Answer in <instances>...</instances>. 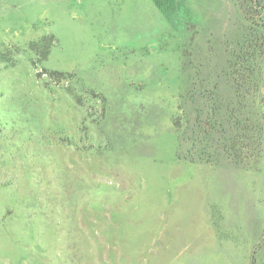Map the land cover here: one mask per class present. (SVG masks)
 I'll return each mask as SVG.
<instances>
[{
  "label": "rangeland",
  "instance_id": "rangeland-1",
  "mask_svg": "<svg viewBox=\"0 0 264 264\" xmlns=\"http://www.w3.org/2000/svg\"><path fill=\"white\" fill-rule=\"evenodd\" d=\"M252 254L264 0H0V264Z\"/></svg>",
  "mask_w": 264,
  "mask_h": 264
},
{
  "label": "trees",
  "instance_id": "trees-1",
  "mask_svg": "<svg viewBox=\"0 0 264 264\" xmlns=\"http://www.w3.org/2000/svg\"><path fill=\"white\" fill-rule=\"evenodd\" d=\"M257 37V36H256ZM253 41H254V38L253 39H251V38H249V42H248V44H247V47L246 48H244V49H241V53L238 55V60H239V58L240 57H242L243 56V58H245V57H247V60H249L250 59V57H252L253 56V54H256V50H255V48H254V45L252 44L253 43ZM247 43V42H246ZM253 47V48H252ZM246 60V61H247ZM246 61H244V62H246ZM240 80V82H241V79H239ZM243 84L242 83H240V89H242L243 88ZM251 264H257V259H256V257L252 254V256H251Z\"/></svg>",
  "mask_w": 264,
  "mask_h": 264
}]
</instances>
